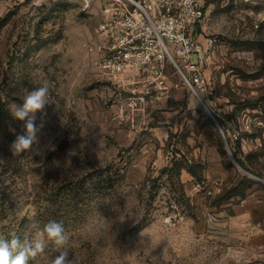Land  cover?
I'll return each mask as SVG.
<instances>
[{"label":"rangeland","instance_id":"obj_1","mask_svg":"<svg viewBox=\"0 0 264 264\" xmlns=\"http://www.w3.org/2000/svg\"><path fill=\"white\" fill-rule=\"evenodd\" d=\"M105 3L0 0V237L54 220L77 264H264V235L239 216L246 199L264 209V0L208 7L196 68H183L193 88L170 61L139 77L98 69ZM44 84L54 103L35 114L38 143L13 156L25 130L11 111ZM175 156L190 206L163 173Z\"/></svg>","mask_w":264,"mask_h":264},{"label":"built area","instance_id":"obj_2","mask_svg":"<svg viewBox=\"0 0 264 264\" xmlns=\"http://www.w3.org/2000/svg\"><path fill=\"white\" fill-rule=\"evenodd\" d=\"M206 1L106 0L94 65L111 77H139L163 72L170 61L193 88L183 68H196L200 45L195 34L206 22ZM200 78L195 73L193 82Z\"/></svg>","mask_w":264,"mask_h":264},{"label":"clouds","instance_id":"obj_3","mask_svg":"<svg viewBox=\"0 0 264 264\" xmlns=\"http://www.w3.org/2000/svg\"><path fill=\"white\" fill-rule=\"evenodd\" d=\"M190 2L191 0H186V3ZM49 103L54 102L50 98L47 84H44L28 91L23 97L22 105L11 111L16 120L24 122L25 130L10 145L13 156L30 151L38 143L37 134L43 127V122L37 126L35 114ZM69 239L63 224L54 220L46 223L42 229L38 228L31 239L21 240L15 234H12L11 239L0 237V264H29L30 259L34 260L45 253L49 245L53 252L58 253L49 260V264H77V260L69 256Z\"/></svg>","mask_w":264,"mask_h":264},{"label":"trees","instance_id":"obj_4","mask_svg":"<svg viewBox=\"0 0 264 264\" xmlns=\"http://www.w3.org/2000/svg\"><path fill=\"white\" fill-rule=\"evenodd\" d=\"M214 2V0H207L206 1V9H208V7ZM236 158V161L239 163L240 166H242L243 168L249 170V171H252V169L250 167H248L246 165V163H244L243 161H241L238 157H235ZM183 166L180 164L179 162V159L175 156L173 158V161H172V165L165 168L163 170V173H166V176H167V181L168 183L171 185L172 187V192L177 194L179 196V201L183 204H185L186 202V205L190 206L189 205V201L186 200V194L184 192V188H183V184L180 180V175H181V171L183 170ZM189 171V173L193 176V177H196V178H199L201 179L199 176V172L197 171V169H195L194 167H189L187 169ZM178 201V203H179Z\"/></svg>","mask_w":264,"mask_h":264},{"label":"crops","instance_id":"obj_5","mask_svg":"<svg viewBox=\"0 0 264 264\" xmlns=\"http://www.w3.org/2000/svg\"><path fill=\"white\" fill-rule=\"evenodd\" d=\"M251 201V199H246L243 202V205L239 207V216L244 220L245 223L250 225V228L255 233L264 235V222L261 221L262 213L264 211L262 208L263 206L257 203L255 204L254 208L248 209L246 205Z\"/></svg>","mask_w":264,"mask_h":264},{"label":"water","instance_id":"obj_6","mask_svg":"<svg viewBox=\"0 0 264 264\" xmlns=\"http://www.w3.org/2000/svg\"><path fill=\"white\" fill-rule=\"evenodd\" d=\"M202 100V99H201ZM203 101V100H202ZM204 106H205V109L206 111L208 112V114L211 116V118L214 120L216 126L218 127V129L220 130L222 136H223V139H224V142H225V145H226V148H227V152L230 156V158L232 159V161L238 166V168H240L241 170H243L245 173L249 174V172L245 171L244 169H242L236 162L235 158L233 157V154L231 153L230 151V148H229V145H228V142H227V139L225 137V134L220 126V124L218 123V121L216 120V118L213 116V114L211 113L210 109L207 107V105L203 102ZM259 181L263 182L264 183V180L263 179H259Z\"/></svg>","mask_w":264,"mask_h":264},{"label":"bare ground","instance_id":"obj_7","mask_svg":"<svg viewBox=\"0 0 264 264\" xmlns=\"http://www.w3.org/2000/svg\"><path fill=\"white\" fill-rule=\"evenodd\" d=\"M194 93H195L196 97L199 99V101L201 102V104L204 106V104H203L204 101H202L203 99L196 93V91H194ZM204 108H205V106H204Z\"/></svg>","mask_w":264,"mask_h":264}]
</instances>
